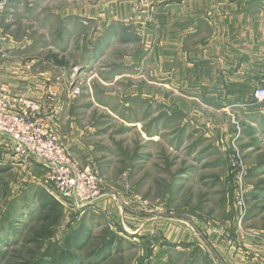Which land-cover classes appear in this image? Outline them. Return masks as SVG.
I'll use <instances>...</instances> for the list:
<instances>
[{"label": "rangeland", "instance_id": "374dc122", "mask_svg": "<svg viewBox=\"0 0 264 264\" xmlns=\"http://www.w3.org/2000/svg\"><path fill=\"white\" fill-rule=\"evenodd\" d=\"M145 6L6 1L0 27L12 41L0 50V85L58 107L54 131L96 171L100 196L58 199L43 165L0 146V264H229L231 251L264 264V110L232 100L222 111L204 87L166 90L161 76L156 89ZM104 8L124 15L108 27L118 37L85 63L86 33ZM136 56L135 70L123 66ZM235 158L246 172L243 209Z\"/></svg>", "mask_w": 264, "mask_h": 264}, {"label": "crops", "instance_id": "0c3cea01", "mask_svg": "<svg viewBox=\"0 0 264 264\" xmlns=\"http://www.w3.org/2000/svg\"><path fill=\"white\" fill-rule=\"evenodd\" d=\"M145 1V13H152L146 30L151 79L164 78L165 83L161 85L166 90L183 89L188 93L191 89L204 87L213 93L207 97L225 102L221 105L222 111L226 102L232 100L245 101L252 114L264 110V103L255 104L252 94L256 85H264V0ZM113 11L104 8L96 13L98 27L93 33L88 30L86 43L82 45L83 51L89 53L85 63L91 62L100 51L102 56L107 55L108 37H118L119 31L111 34L108 27L112 19L118 20L124 15ZM85 20L75 22L82 31L87 27ZM2 34L0 27V50H6L12 40L7 42ZM69 47L70 44L65 46L66 49ZM132 59V67H128L123 59L119 62L135 70L139 65L138 56ZM125 72L119 71L117 76L124 77ZM154 83L159 90L158 81ZM137 89V86L133 88L134 91ZM46 105L42 104L43 111L55 113L56 120L58 107ZM231 253L229 264H243L238 255L233 256L235 251Z\"/></svg>", "mask_w": 264, "mask_h": 264}, {"label": "built area", "instance_id": "2783aa9c", "mask_svg": "<svg viewBox=\"0 0 264 264\" xmlns=\"http://www.w3.org/2000/svg\"><path fill=\"white\" fill-rule=\"evenodd\" d=\"M0 0V18L6 9ZM255 104L264 103V86L255 87ZM55 113L43 111L42 104L8 85H0V146L24 161L33 160L47 170L53 196L77 206L89 204L100 195V181L91 166H81L68 154L59 134L54 131ZM238 178L237 205L245 208L242 181L246 172L235 158ZM235 170V171H236Z\"/></svg>", "mask_w": 264, "mask_h": 264}]
</instances>
